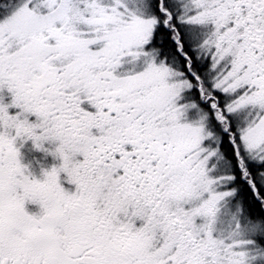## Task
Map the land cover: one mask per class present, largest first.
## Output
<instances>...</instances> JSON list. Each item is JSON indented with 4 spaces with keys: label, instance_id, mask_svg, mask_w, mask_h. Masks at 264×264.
I'll return each instance as SVG.
<instances>
[{
    "label": "snow or ice",
    "instance_id": "6c2138e0",
    "mask_svg": "<svg viewBox=\"0 0 264 264\" xmlns=\"http://www.w3.org/2000/svg\"><path fill=\"white\" fill-rule=\"evenodd\" d=\"M0 264H264V0H0Z\"/></svg>",
    "mask_w": 264,
    "mask_h": 264
},
{
    "label": "clouds",
    "instance_id": "9594fccd",
    "mask_svg": "<svg viewBox=\"0 0 264 264\" xmlns=\"http://www.w3.org/2000/svg\"><path fill=\"white\" fill-rule=\"evenodd\" d=\"M33 126H36L35 123L33 122ZM61 151V145L60 144H55L52 147H49L47 149V152L50 153L53 157H55V154L59 153ZM81 161L79 160H73L74 165L80 164ZM25 167L28 171V173L33 177V179L40 185L41 188H43L45 185L49 184L50 179H51V173L53 169H56L57 171L60 170V165L55 164L51 166L50 168H45L41 167L39 173H37L31 163H25ZM66 192L69 195H74L75 190L74 189H66ZM29 214L33 217V219L36 222H39L43 218V211L40 208H35V209H29Z\"/></svg>",
    "mask_w": 264,
    "mask_h": 264
},
{
    "label": "rangeland",
    "instance_id": "374dc122",
    "mask_svg": "<svg viewBox=\"0 0 264 264\" xmlns=\"http://www.w3.org/2000/svg\"><path fill=\"white\" fill-rule=\"evenodd\" d=\"M51 145L48 144V142H45L44 148H48ZM44 148H36L31 140L25 141L23 147L20 149V151H23L24 154L23 160H25V163H31L32 167L36 166V162H39V168L45 167V168H50L51 166L55 164H59V159L53 157L50 153L45 152ZM63 175V174H62Z\"/></svg>",
    "mask_w": 264,
    "mask_h": 264
},
{
    "label": "flooded vegetation",
    "instance_id": "af4514ba",
    "mask_svg": "<svg viewBox=\"0 0 264 264\" xmlns=\"http://www.w3.org/2000/svg\"><path fill=\"white\" fill-rule=\"evenodd\" d=\"M21 153L24 154L23 151H21ZM24 161H25V160H24ZM35 164H36V166L33 167V169H34L37 173H39V171H40L39 165H43V164H40L39 162H36Z\"/></svg>",
    "mask_w": 264,
    "mask_h": 264
}]
</instances>
